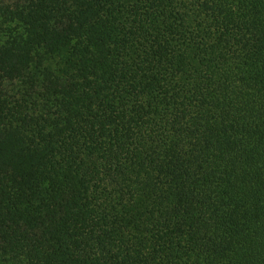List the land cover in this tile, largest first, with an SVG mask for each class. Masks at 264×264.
Returning a JSON list of instances; mask_svg holds the SVG:
<instances>
[{"label": "trees", "instance_id": "16d2710c", "mask_svg": "<svg viewBox=\"0 0 264 264\" xmlns=\"http://www.w3.org/2000/svg\"><path fill=\"white\" fill-rule=\"evenodd\" d=\"M0 264H264V0H0Z\"/></svg>", "mask_w": 264, "mask_h": 264}]
</instances>
